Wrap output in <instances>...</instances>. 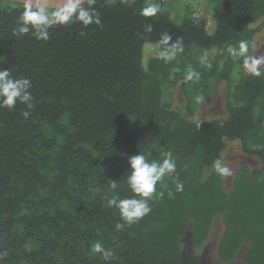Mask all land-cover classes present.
Segmentation results:
<instances>
[{"label": "trees", "instance_id": "obj_1", "mask_svg": "<svg viewBox=\"0 0 264 264\" xmlns=\"http://www.w3.org/2000/svg\"><path fill=\"white\" fill-rule=\"evenodd\" d=\"M145 2L95 0L103 27L60 26L39 41L13 35L22 5L0 0V69L30 78L35 103L29 118L22 104L0 107V264H106L91 251L96 241L114 250L110 264H181L185 235L196 253L218 216L219 258L232 263L247 245L244 264H264V77L240 73L229 54L241 39L252 43L259 29L249 26L264 15V0H204L214 13L211 34L191 14L180 22L168 10L142 17ZM164 31L184 45L168 63L155 47ZM189 67L200 79L181 83ZM211 81L213 89L227 82L228 120L195 122L194 98L209 100ZM178 84L185 111L170 103ZM237 139L261 166L254 177L240 167L226 191L212 163ZM139 152L149 160L171 153L183 191L166 176L157 184L164 196L149 200L152 211L117 231L122 221L105 197L134 195L125 174ZM108 180L117 181L115 192ZM199 262L192 255L190 264Z\"/></svg>", "mask_w": 264, "mask_h": 264}, {"label": "clouds", "instance_id": "obj_2", "mask_svg": "<svg viewBox=\"0 0 264 264\" xmlns=\"http://www.w3.org/2000/svg\"><path fill=\"white\" fill-rule=\"evenodd\" d=\"M125 2L130 4L134 0H125ZM20 3L23 10L17 16L12 29L13 35L17 37L30 33L36 40L47 41L51 30L60 26L80 24L84 28L90 25L103 27L100 15L94 7L95 0H56L55 3L53 0H20ZM160 11V0H150L140 9L139 14L142 17H155ZM152 30V24L147 23L144 31L151 33ZM85 34L83 31L80 32L82 37ZM155 47L159 59L168 63L176 60L178 55L183 53V38L178 37L173 40V37L164 31L155 42ZM259 49L250 41L241 39L229 47V54L238 62L240 69L246 75L260 78L264 77V53H260ZM201 64L209 69L212 67L206 55L201 57ZM199 79L200 73L189 67L181 83L198 82ZM31 88L30 78L14 77L8 68L0 69V107L13 109L17 103L22 104L24 110L21 114L24 118H29L31 110L35 108ZM194 99L200 104L204 101V96L197 95ZM127 163L126 183L134 195L123 199L115 195L111 198L105 197L107 206L115 208L122 221L115 225L117 231H123L126 226L137 223L152 211L149 200L154 195L157 198L164 196L163 191H157V184L166 176L173 178L176 192L183 191V184L174 175L177 165L171 153L165 152L162 160H149L147 155L139 152L128 157ZM212 170L222 177L232 174L231 169L221 158L213 161ZM108 187L115 192L118 188L117 181L108 180ZM161 187L164 185L161 184ZM173 195L172 191L168 192L169 198ZM91 251L99 254L106 264H110V261L115 259L114 250L106 248L100 241L94 242Z\"/></svg>", "mask_w": 264, "mask_h": 264}, {"label": "rangeland", "instance_id": "obj_3", "mask_svg": "<svg viewBox=\"0 0 264 264\" xmlns=\"http://www.w3.org/2000/svg\"><path fill=\"white\" fill-rule=\"evenodd\" d=\"M192 1V3H191ZM150 2L146 0L145 4ZM204 0H169L168 3L164 4L161 7V10H168L172 18L176 22H180L185 18H188L191 14L192 17L197 18V25L202 27L208 32L212 33L215 29L214 13L213 9L206 8L203 9L202 4ZM161 4V0H160ZM250 29H259L253 37L252 44L260 48L259 52L264 53V15L260 17L257 21L253 22L249 26ZM153 49L152 45L146 44L144 46L145 57L147 53ZM146 59V58H145ZM237 71L244 73L240 67L237 68ZM237 71L232 74L233 78L236 80L238 78ZM213 82L211 81L207 88L208 93H210L209 100H204L202 103H196V114L193 120L198 121H210V120H228L227 112V91L228 85L227 82H220L214 89ZM211 88L213 89L211 93ZM192 89V88H191ZM170 103L172 108L181 109L185 111L186 100L183 95V90L181 84H178L175 88L170 90ZM198 105V106H197ZM264 114V109H263ZM221 156L228 167L231 169V175L223 176L224 177V189L229 191L232 188V182L235 177L237 170L245 166L249 169V172L252 177L255 176L257 170L260 168L261 163L256 157L248 156L242 151V144L240 140H233L227 143L225 149L221 153ZM224 232V225L221 219V216L215 218L212 222L210 234L207 237V240L203 243L202 246L197 247L195 251L193 243L191 241L190 233H187V236L184 238L182 249V263L181 264H190V259L192 255L200 257L199 264H244L247 245L241 249V251L236 255L235 260L232 263L223 262L218 254L217 247L219 245L220 239Z\"/></svg>", "mask_w": 264, "mask_h": 264}, {"label": "water", "instance_id": "obj_4", "mask_svg": "<svg viewBox=\"0 0 264 264\" xmlns=\"http://www.w3.org/2000/svg\"><path fill=\"white\" fill-rule=\"evenodd\" d=\"M9 1H12V2H15V3H18V4H21L20 3V0H9ZM56 2V0H53V3H55ZM22 5V4H21Z\"/></svg>", "mask_w": 264, "mask_h": 264}, {"label": "crops", "instance_id": "obj_5", "mask_svg": "<svg viewBox=\"0 0 264 264\" xmlns=\"http://www.w3.org/2000/svg\"><path fill=\"white\" fill-rule=\"evenodd\" d=\"M216 218H217V217H216ZM224 229H225V228H224ZM186 236H187V234L185 235V237H186ZM185 237H184V238H185ZM220 240H221V239H220ZM219 243H220V242H219ZM243 247H244V246H243ZM243 247H242V248H243ZM217 248H218V247H217ZM240 251H241V250H240ZM240 251H239V252H240ZM239 252H238V253H239ZM237 255H238V254H237ZM245 259H246V256H245ZM244 261H245V260H244Z\"/></svg>", "mask_w": 264, "mask_h": 264}, {"label": "built area", "instance_id": "obj_6", "mask_svg": "<svg viewBox=\"0 0 264 264\" xmlns=\"http://www.w3.org/2000/svg\"><path fill=\"white\" fill-rule=\"evenodd\" d=\"M168 0H161V3L167 2Z\"/></svg>", "mask_w": 264, "mask_h": 264}]
</instances>
